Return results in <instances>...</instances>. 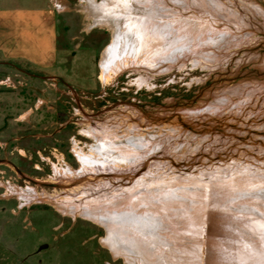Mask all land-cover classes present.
I'll use <instances>...</instances> for the list:
<instances>
[{"label": "rangeland", "instance_id": "374dc122", "mask_svg": "<svg viewBox=\"0 0 264 264\" xmlns=\"http://www.w3.org/2000/svg\"><path fill=\"white\" fill-rule=\"evenodd\" d=\"M47 2L57 15L59 32V59L52 73L20 63L0 71V264H126L103 246L106 231L101 226L73 220L49 203L22 207L16 197H4L7 183L62 196L102 180L107 188L128 187L126 178L113 174L78 178L71 185L55 177L54 166L63 163L80 169L73 143L89 152L95 143L86 133L88 124H105L119 133L124 124H136L158 144L163 135L168 137V146L160 143L139 165L132 175L140 171L138 178L147 169L161 172L166 166L175 175L233 164L264 172V15L256 9L264 10V0L224 1L244 22L220 23L241 34V42L200 49L169 69L123 72L108 85L99 79V65L111 31L86 32L91 21L81 0ZM55 3L64 5L63 11L58 8L62 13ZM28 110L33 111L29 120L20 122ZM96 191L103 192L101 187Z\"/></svg>", "mask_w": 264, "mask_h": 264}, {"label": "bare ground", "instance_id": "6f19581e", "mask_svg": "<svg viewBox=\"0 0 264 264\" xmlns=\"http://www.w3.org/2000/svg\"><path fill=\"white\" fill-rule=\"evenodd\" d=\"M81 1L91 21L86 32L106 27L112 33L99 65V79L105 84L123 72L169 69L193 52L226 49L243 37L220 23L244 22L225 0ZM191 5L205 11L196 13ZM58 8L65 9L64 5ZM256 9L264 15L262 8ZM140 80L145 82L144 77ZM32 113L26 111L19 121H28ZM118 117L123 123L124 118ZM86 127L95 144L84 153L73 143L80 169L63 163L54 166L55 177L70 184L78 178L113 174L126 178L128 187L107 188L102 180L93 188H74L69 193L65 188L62 196L7 183L4 197H16L22 207L49 203L73 220L101 226L106 231L103 246L126 264H264V172L233 164L175 175L166 166L161 172L147 169L134 181L132 175L144 159L160 143L170 144L168 137L163 135L158 144L155 136L143 134L136 124H124L120 133L105 124ZM99 187L103 192H94Z\"/></svg>", "mask_w": 264, "mask_h": 264}, {"label": "crops", "instance_id": "0c3cea01", "mask_svg": "<svg viewBox=\"0 0 264 264\" xmlns=\"http://www.w3.org/2000/svg\"><path fill=\"white\" fill-rule=\"evenodd\" d=\"M13 1L4 4L0 0V71L20 63L52 73L60 52L55 11L47 0L29 4Z\"/></svg>", "mask_w": 264, "mask_h": 264}, {"label": "water", "instance_id": "95a60500", "mask_svg": "<svg viewBox=\"0 0 264 264\" xmlns=\"http://www.w3.org/2000/svg\"><path fill=\"white\" fill-rule=\"evenodd\" d=\"M139 173H140V171H138L136 174H135V176H134V178L136 179V178H138V176L137 175H139ZM31 182H33L34 184H36V185H44V184H39V183H37V182H34V181H32V180H30Z\"/></svg>", "mask_w": 264, "mask_h": 264}]
</instances>
